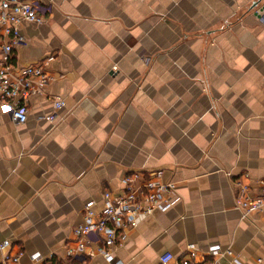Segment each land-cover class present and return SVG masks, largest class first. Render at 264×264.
Listing matches in <instances>:
<instances>
[{"label": "crops", "instance_id": "0c3cea01", "mask_svg": "<svg viewBox=\"0 0 264 264\" xmlns=\"http://www.w3.org/2000/svg\"><path fill=\"white\" fill-rule=\"evenodd\" d=\"M36 1L45 22L11 61L52 81L26 123L0 110V264L65 262L89 202L157 171L176 201L130 226L116 261L180 264L193 245L197 264H264V218L236 207L237 183L264 189V0Z\"/></svg>", "mask_w": 264, "mask_h": 264}, {"label": "built area", "instance_id": "2783aa9c", "mask_svg": "<svg viewBox=\"0 0 264 264\" xmlns=\"http://www.w3.org/2000/svg\"><path fill=\"white\" fill-rule=\"evenodd\" d=\"M44 22L45 17L36 0H0V110L2 114L10 115L18 125L28 120V99L33 95L45 96L52 77L40 65L18 71L12 64L11 55L15 46L24 41L21 27ZM54 103L57 109L65 106L58 97L54 98ZM44 118L51 123L57 121L56 115ZM162 176L163 173L157 171L145 179L137 174L124 178L122 192L107 191L103 195V207L99 212L94 209L97 203L89 202L84 208L83 222L75 228V243L68 246L66 260L59 264H87V258L96 255L113 264H126L116 261L114 252L122 245L128 228L135 226L142 216L152 215L156 210H168L176 201L172 199L175 184L165 182ZM237 185L236 207L244 218L254 214L264 218V189L251 195L248 186ZM7 245V242L2 243L0 248ZM188 250L190 258L180 264H197L194 260L198 250L193 245H189ZM208 253L214 258L222 255L218 246H211ZM22 254H6L2 264H21ZM33 258L40 260L38 255ZM173 259V254L166 253L160 263L169 264Z\"/></svg>", "mask_w": 264, "mask_h": 264}, {"label": "water", "instance_id": "95a60500", "mask_svg": "<svg viewBox=\"0 0 264 264\" xmlns=\"http://www.w3.org/2000/svg\"><path fill=\"white\" fill-rule=\"evenodd\" d=\"M261 9H262L261 11H262V12H264V6H262V8H261Z\"/></svg>", "mask_w": 264, "mask_h": 264}]
</instances>
